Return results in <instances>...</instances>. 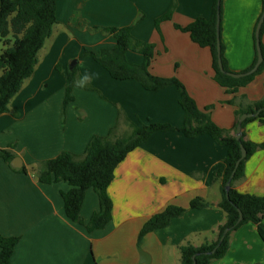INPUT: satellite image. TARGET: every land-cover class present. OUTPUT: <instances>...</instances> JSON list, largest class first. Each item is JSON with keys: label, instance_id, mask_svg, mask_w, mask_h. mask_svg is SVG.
<instances>
[{"label": "crops", "instance_id": "1", "mask_svg": "<svg viewBox=\"0 0 264 264\" xmlns=\"http://www.w3.org/2000/svg\"><path fill=\"white\" fill-rule=\"evenodd\" d=\"M173 6L172 19L157 29V20ZM212 11L213 0H57L58 23L39 54L34 75L12 101V111L0 115V149L10 148L15 155L11 165L0 158V234L20 238L11 264H182V245L201 246L216 239L226 214L218 207L222 179L214 173L223 165L228 147L208 135L187 137L177 130L185 122L177 88L147 91L133 80L113 79L90 58L80 59L86 49L98 53L116 44L112 35L94 28L132 27L136 40L155 46L150 73L178 79L200 110L212 106V121L232 131L235 111L264 98V71L235 93L215 81L210 49L175 27L210 19ZM262 13L263 0H223L221 40L230 73H246L254 64ZM2 49L0 40V53ZM127 59L139 65L144 56L130 51ZM74 61L80 77L88 75L92 89L75 86L74 100L64 109L66 78ZM121 113L138 126L157 123L174 130L152 134L116 167L108 188L112 220L89 233L66 216L62 193L71 186L65 181L42 184L34 169L64 152L83 155L92 137L108 136ZM124 130L121 123L119 131ZM243 133L246 141L264 145L260 121L248 123ZM16 158L22 167L12 166ZM23 168L28 173L18 171ZM233 188L242 194H264V148L246 161L245 175ZM197 197L212 207L190 210ZM170 206L188 211L139 244L144 225ZM99 210V197L89 189L81 218L88 224ZM211 264H264L257 226L248 223L233 232L225 257Z\"/></svg>", "mask_w": 264, "mask_h": 264}, {"label": "trees", "instance_id": "2", "mask_svg": "<svg viewBox=\"0 0 264 264\" xmlns=\"http://www.w3.org/2000/svg\"><path fill=\"white\" fill-rule=\"evenodd\" d=\"M56 2L57 0H0V40L3 45L0 53V72H2L0 76V115L12 111L10 109L12 101L20 93L26 81L34 75L39 63V54L47 41L52 38L54 28L58 23ZM174 8L175 6L157 20V29L160 28V23L172 19ZM218 12L221 20V59L224 69L229 72L224 56V45L221 40L223 0H213V11L210 19L197 18L187 27L179 25L175 27L190 34L192 41L200 47L210 49L216 72L215 81L220 86L227 88L228 92L235 93L240 87L248 85L258 73L264 71V61L257 73L239 79L220 71L217 42ZM93 30H102L112 35L116 44L111 48H103L98 53L86 49L80 59L90 58L102 66L113 79L118 81L133 80L147 91H157L167 87L177 88L180 92L179 102L185 112L184 125L177 130L187 137L208 135L219 144L228 147V155L223 165L214 173L215 178L222 179V199L218 207L225 212L226 221L215 231L216 239L214 241H207L201 246H195L191 243L182 245L180 247L181 263L211 264L213 260L225 257L230 248L231 234L248 223H254L257 226L258 234L264 242V194L262 196L242 194L233 188V183L245 175L246 161L259 148H264V145L246 141L243 133L246 125L252 121L258 120L264 125V98L257 102L241 105L235 111L236 124L232 131L221 129L212 121L210 114L212 106L205 111L200 110L178 79L156 77L150 73L155 46L136 40L132 35V27L94 28ZM263 32L264 23L260 32L264 56ZM130 51L141 53L144 56L143 63L139 65L130 63L127 59V54ZM257 59L258 55H256L252 67L246 72L255 66ZM82 78L78 74L77 66L68 72L64 109L74 100L72 91L75 86L81 84L86 89H92L88 82L83 81ZM229 103L234 105L232 101ZM258 112L257 117L247 119L244 122L242 138L237 140L236 129L240 118L244 114ZM121 123L125 124L126 130L120 132ZM171 130H174L172 126L157 123L138 126L121 113L117 125L110 130L108 136L92 137L83 155L77 156L64 152L56 158L40 162L34 171L38 181L42 184L65 181L71 186L68 192L62 193L66 216L72 222L84 226L89 233H93L104 229L112 220L113 204L108 195V188L114 179L116 167L125 160L129 153L146 142L152 134ZM241 145L246 149L247 156L241 161L232 180L231 188L227 192L226 185L242 157ZM0 158L11 165L15 155L10 151V148L0 149ZM18 171L28 173L26 168ZM89 189H93L98 195L100 210L95 212L90 222L86 224L81 218V209ZM210 207L212 204L197 197L190 202L189 209L202 210ZM187 211L185 208L170 206L153 216L141 230L138 243L141 244L147 234L168 227L173 219L183 216ZM240 212L243 215L241 222H239ZM227 229L230 230L229 233L218 246L224 231ZM19 241L20 238L18 237H4L0 234V264H11L15 247ZM213 250L215 252L211 254Z\"/></svg>", "mask_w": 264, "mask_h": 264}, {"label": "water", "instance_id": "3", "mask_svg": "<svg viewBox=\"0 0 264 264\" xmlns=\"http://www.w3.org/2000/svg\"><path fill=\"white\" fill-rule=\"evenodd\" d=\"M220 14L218 12V16H217V42H218V64H219V68H220V71L223 73V74H226L228 76H231L233 78H236V79H239V78H243V77H247V76H250V75H253L254 73H256L260 67V65L263 63L264 61V56H263V53H262V48H261V39H260V32H261V28H262V25L264 23V11L262 13V16L258 22V25H257V28H256V33H255V39H256V49H257V55H258V59H257V62L254 66L253 69H251L250 71L246 72V73H243V74H234V73H230V72H227L225 69H224V66H223V63H222V59H221V44H220ZM77 62L74 61L71 66H70V70L73 69L74 65L76 64ZM259 115V112L258 113H255V114H244L241 118H240V121H239V124L237 126V129H236V139L237 140H241L242 138V127H243V124L244 122L247 120V119H250V118H253V117H257ZM241 151H242V157L241 159L239 160V162L237 163L236 165V169L235 171L233 172L232 174V177L230 179V181L227 183L226 185V190L227 192H229L230 188H231V183H232V180L235 176V173H236V170L238 169L240 163L242 160H244L247 156V151L246 149L244 148V146L241 145ZM12 166H14L15 168H20L22 167V163H21V160L20 158H16L14 160V162L12 163ZM243 220V215L242 213L240 212V218H239V222H241ZM229 229L225 230L221 239H220V242H219V245L224 241L225 237L227 236V234L229 233ZM217 249V248H216ZM215 249V250H216ZM215 250H213L211 252V254H213L215 252ZM195 258V257H194Z\"/></svg>", "mask_w": 264, "mask_h": 264}, {"label": "clouds", "instance_id": "4", "mask_svg": "<svg viewBox=\"0 0 264 264\" xmlns=\"http://www.w3.org/2000/svg\"><path fill=\"white\" fill-rule=\"evenodd\" d=\"M83 81H87L89 79L88 75L86 74L83 78Z\"/></svg>", "mask_w": 264, "mask_h": 264}]
</instances>
